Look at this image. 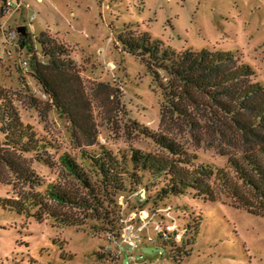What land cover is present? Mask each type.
<instances>
[{
    "label": "rangeland",
    "instance_id": "374dc122",
    "mask_svg": "<svg viewBox=\"0 0 264 264\" xmlns=\"http://www.w3.org/2000/svg\"><path fill=\"white\" fill-rule=\"evenodd\" d=\"M20 2V8L0 15V84L14 95L23 121L52 142L48 150L56 161L64 153L81 158L70 122L48 103L32 76L29 51L21 48L19 37H8L20 26L30 32L43 61L36 41L41 32L69 48L93 100L99 143L118 154L131 148L156 150L151 140L133 131L132 122L158 131L161 119L162 98L153 75L118 41L126 25L176 51H231L254 69L253 81L264 85V0ZM99 83L120 96L121 113L114 111L115 103L101 101L107 95L96 94ZM33 99L40 102V111L30 107ZM190 150L202 161L226 167L227 158L215 150ZM32 167L47 183L60 180L59 164L50 168L33 162ZM154 193L140 186L121 194L118 207H111L116 217L109 227L97 221L81 227L56 225L51 219L39 223L0 208V264H28L31 258L38 264H264L263 217L233 207L225 198L206 203L185 195L156 206ZM0 196L10 197L11 189L1 188Z\"/></svg>",
    "mask_w": 264,
    "mask_h": 264
},
{
    "label": "trees",
    "instance_id": "16d2710c",
    "mask_svg": "<svg viewBox=\"0 0 264 264\" xmlns=\"http://www.w3.org/2000/svg\"><path fill=\"white\" fill-rule=\"evenodd\" d=\"M19 38L48 103L70 122L81 162L69 153L53 159L52 142L23 121L14 95L0 84V189H11L10 197L0 196V208L39 223L51 219L81 227L97 221L109 227L119 196L144 186L155 189L151 201L156 206L185 195L206 203L225 198L264 218V85L253 81L254 69L235 53L176 51L126 25L118 41L153 75L162 98L161 119L158 131L132 122L133 131L151 140L156 150L131 148L118 154L99 143L93 100L69 48L41 32L36 41L43 61L30 32ZM95 91L106 93L108 100L101 101L115 103L118 114L124 110L109 84L99 83ZM30 107L41 109L36 99ZM190 146L215 150L227 158L226 167L202 161ZM33 162L50 168L59 164L60 180L47 183ZM197 232L195 227L191 241ZM28 264L38 262L31 258Z\"/></svg>",
    "mask_w": 264,
    "mask_h": 264
},
{
    "label": "built area",
    "instance_id": "2783aa9c",
    "mask_svg": "<svg viewBox=\"0 0 264 264\" xmlns=\"http://www.w3.org/2000/svg\"><path fill=\"white\" fill-rule=\"evenodd\" d=\"M21 7V2L20 0H16V2H12L10 0H5L1 6V11L0 14L2 15H6L11 11H15L16 9ZM20 33L18 32V28L17 29H12L9 31L8 37L11 40L16 39L17 37H19Z\"/></svg>",
    "mask_w": 264,
    "mask_h": 264
},
{
    "label": "water",
    "instance_id": "95a60500",
    "mask_svg": "<svg viewBox=\"0 0 264 264\" xmlns=\"http://www.w3.org/2000/svg\"><path fill=\"white\" fill-rule=\"evenodd\" d=\"M18 32L21 34V35H26L27 34V29L25 26H21V27H18Z\"/></svg>",
    "mask_w": 264,
    "mask_h": 264
},
{
    "label": "crops",
    "instance_id": "0c3cea01",
    "mask_svg": "<svg viewBox=\"0 0 264 264\" xmlns=\"http://www.w3.org/2000/svg\"><path fill=\"white\" fill-rule=\"evenodd\" d=\"M21 27V26H20Z\"/></svg>",
    "mask_w": 264,
    "mask_h": 264
}]
</instances>
